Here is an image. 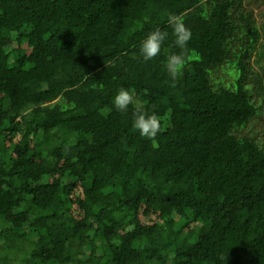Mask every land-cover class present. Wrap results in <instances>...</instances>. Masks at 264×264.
<instances>
[{
  "label": "trees",
  "instance_id": "1",
  "mask_svg": "<svg viewBox=\"0 0 264 264\" xmlns=\"http://www.w3.org/2000/svg\"><path fill=\"white\" fill-rule=\"evenodd\" d=\"M252 1L0 0V264H264V132L242 134L264 120ZM170 14L192 32L175 82ZM237 37L234 85L214 83ZM121 87L154 139L114 108Z\"/></svg>",
  "mask_w": 264,
  "mask_h": 264
},
{
  "label": "clouds",
  "instance_id": "2",
  "mask_svg": "<svg viewBox=\"0 0 264 264\" xmlns=\"http://www.w3.org/2000/svg\"><path fill=\"white\" fill-rule=\"evenodd\" d=\"M172 29L174 44L180 49L178 53L169 54L165 61V70L175 82L183 73L187 59V46L192 38L191 30L186 26L182 16L170 14L167 19ZM169 32L156 28L148 33L139 46V56L145 61H151L162 53L168 40ZM114 108L119 112H127L131 106L134 109L133 128L142 138L154 139L160 131L159 117L149 113L137 99L133 90L121 87L112 99Z\"/></svg>",
  "mask_w": 264,
  "mask_h": 264
},
{
  "label": "rangeland",
  "instance_id": "3",
  "mask_svg": "<svg viewBox=\"0 0 264 264\" xmlns=\"http://www.w3.org/2000/svg\"><path fill=\"white\" fill-rule=\"evenodd\" d=\"M249 9L253 10V15L256 20V25L258 27V32L260 35V40L258 41V45L254 49H247V54L251 55L250 62L253 65L254 69L261 73L259 66H255V61L258 59V54L264 56V4L263 2H256L252 1L249 6ZM262 28V29H261ZM240 37L234 39L233 45L229 48V52L227 54V60L220 66H218L212 75V81L214 83L220 82L225 84L226 86H233L235 80V71L236 66L234 61L237 59L238 56L248 47L249 39L246 37H242V42L238 41ZM247 42V43H246ZM264 68V66L262 67ZM252 130L244 129L242 130V134H247L249 132L253 133L255 137H262L264 132V120L260 119L259 121L256 120L254 124V128ZM130 195H126L129 197Z\"/></svg>",
  "mask_w": 264,
  "mask_h": 264
}]
</instances>
